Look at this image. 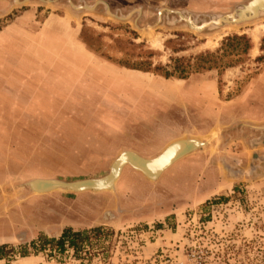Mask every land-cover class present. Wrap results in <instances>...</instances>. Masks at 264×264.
Here are the masks:
<instances>
[{
	"label": "rangeland",
	"instance_id": "374dc122",
	"mask_svg": "<svg viewBox=\"0 0 264 264\" xmlns=\"http://www.w3.org/2000/svg\"><path fill=\"white\" fill-rule=\"evenodd\" d=\"M248 1L0 0V30L17 17L22 31L19 107L0 117V232L11 236L0 264H264V14L203 30L184 19L199 25ZM51 26L76 62L63 66L58 101L40 103L43 70L26 72L41 43L29 38ZM176 58L185 78L165 76ZM179 137L210 144L155 180L123 167L111 190L27 184L99 179L121 152L152 158ZM68 228L88 231L77 248L40 241Z\"/></svg>",
	"mask_w": 264,
	"mask_h": 264
},
{
	"label": "crops",
	"instance_id": "0c3cea01",
	"mask_svg": "<svg viewBox=\"0 0 264 264\" xmlns=\"http://www.w3.org/2000/svg\"><path fill=\"white\" fill-rule=\"evenodd\" d=\"M1 15L2 14H0V16ZM16 23H17V17L15 18L14 23H9L0 30V74L4 72L3 76L4 77L7 76L6 78H3V76L2 78H0V117H2V112L11 113L10 118L14 117L13 116L14 110L18 109L19 107L17 96L20 94V92L18 94L17 86L18 84H20L21 77L20 78L16 77L17 72H19L18 70L19 67L17 64L18 50H17V40L15 38V35L16 33L19 32L21 33L22 31H21V27H17ZM53 23L56 24L55 21H53ZM40 32L44 36V39L38 40L37 36H30V38L31 37L32 38L31 39L29 38V41L31 43L33 42V45H36L37 43H41V44H38L35 51L36 53H34L38 64L36 62L32 63L34 66L28 67L26 73L32 71L33 70L32 68L35 66H37L35 68L38 69V71L43 70V72H35L36 76L34 77V78H39L38 76L40 75V73H42L41 75L43 76L41 82L39 81L37 84L34 83L36 87H39L38 91L41 93V96L43 97V99H40L42 102L40 101L39 102L43 103L47 101L48 102L58 101L56 99L51 100L49 97L54 94L56 95L60 94V91L57 88L63 86L60 84L61 82L60 75L64 72L63 66L67 64L66 60L68 59L70 60L72 58H73L72 60H74L73 62L75 66L76 57L75 56L71 57L68 53L70 57H68L67 59L66 55L62 54V52L64 51H62L61 48L63 47L64 43L67 42L66 39L67 36L66 35L63 36V34L60 35L58 29L53 28L51 26V28H46V29L43 28L42 30H40ZM64 32L69 33V31H64ZM49 34H51L52 36L49 37ZM56 46L58 47V53H56L54 50V47ZM78 50H79L78 53L81 55L82 53L81 49L79 48ZM49 58H52L54 62L52 63L50 60H48ZM70 69L72 68L69 67L68 70ZM47 70H52V71L46 72ZM51 77L53 78L57 77L59 83L55 84V83H51V80H47L48 78ZM34 78H27L24 82L27 84L30 83V85H32L33 82L37 80ZM2 87H9L10 90L9 89L3 90L1 89ZM11 97H13L14 99L12 100ZM125 167L130 168V166H125ZM81 204L83 203L81 202ZM6 239L7 240L5 241L2 240L1 232H0V246L3 243L10 242L11 236L6 237Z\"/></svg>",
	"mask_w": 264,
	"mask_h": 264
},
{
	"label": "bare ground",
	"instance_id": "6f19581e",
	"mask_svg": "<svg viewBox=\"0 0 264 264\" xmlns=\"http://www.w3.org/2000/svg\"><path fill=\"white\" fill-rule=\"evenodd\" d=\"M261 7L264 8V0H250L244 6L235 9L231 13L222 14V16L225 15L224 19H226L227 17H234L236 19H237V17H252V16L256 17L259 11H262V10L264 11V9ZM219 16H221V15H219ZM212 18H215V17H212ZM216 19H219V18H216ZM206 23H207V21L203 22L201 25H204ZM191 24H193V23H191ZM201 25H197V27L200 28ZM230 25H235V24L234 23L233 24H224L223 26H230ZM256 39H257V35H255V40ZM253 53H256V48L253 49ZM204 142L205 141H201V140H199V138L195 139L194 137L193 138L192 137H189V138L184 137V138L176 139V140L170 141L161 150V152L159 154H157L156 156H154L152 158H143V157H140V156L134 154L133 152L123 151L117 156V158H115L112 161L109 174L106 177L104 176L102 178H99L98 182L100 184H102L103 187H98V189H99L98 191H104V190H107V189L113 187L114 183L116 182L117 178L119 177V174L121 173V170L123 169V167H125L127 165L136 171H138V169H136L138 167L141 170L140 174H142L146 178H149V180L153 177L152 175H154L156 173L159 176L160 173L165 171V168L167 166H169L171 163H173V161H175V159L177 160V157L178 158L182 157L183 155H185V154H183L185 152H187V153L191 152V151H189L190 147L192 148V150H194L200 144H204ZM127 152H129V153H127ZM149 159H150V161H145V160H149ZM127 162L131 163L132 166L130 164H128ZM37 180H39V179H37ZM90 180H93V179H90ZM57 181H59V180L36 181L35 185L34 184H32V185L30 184V185L32 186L33 190L38 192V191L44 189L43 187L45 186L44 185L45 182H49L53 186V185H57ZM86 181H87V179L82 180V182L73 181V182H75V183H73V187L78 188V187H80V183H82V186H86L85 188H88L89 186L86 183ZM108 181H110L109 184H111V187L108 186L109 188L105 187V186H107L106 184ZM86 190H89V189H86ZM86 190H84V191H86Z\"/></svg>",
	"mask_w": 264,
	"mask_h": 264
},
{
	"label": "water",
	"instance_id": "95a60500",
	"mask_svg": "<svg viewBox=\"0 0 264 264\" xmlns=\"http://www.w3.org/2000/svg\"><path fill=\"white\" fill-rule=\"evenodd\" d=\"M19 1V0H18ZM46 1H49V0H46ZM105 7H106V4L104 3V2H101ZM245 4H242V5H239L237 8H239V7H242V6H244ZM95 6V4H90L89 6H85L86 8H93ZM107 8V7H106ZM236 8V9H237ZM261 8H263V7H261ZM264 9V8H263ZM259 11V10H258ZM252 14V13H251ZM259 14H264V11L262 10V11H259L258 12V14H257V16L259 15ZM221 16H219V15H214V16H211L210 18H209V20H215L216 18H219V19H216L215 21H216V24H219V25H224V24H229V23H232V22H241V21H243V20H245V19H249V18H251V17H237V19L236 18H234V17H227L226 19H224V16H222V14H220ZM219 16V17H218ZM212 17H215V18H212ZM253 17V16H252ZM212 18V19H211ZM233 18V19H232ZM188 22H190V21H188ZM191 23H194V22H192L191 21ZM190 23V24H191ZM193 25V24H192ZM203 144H200L198 147H200V146H202ZM195 150V149H194ZM189 151H193L192 150V148L190 147V150ZM127 153H129V152H127ZM187 152H185V153H183V154H186ZM177 159H178V157H177ZM145 161H150V159L149 160H145ZM175 161H176V159H175ZM175 161H173V163L175 162ZM128 164H130L131 166H132V164L131 163H129V162H127ZM173 163H171V164H173ZM112 164V163H111ZM170 164V165H171ZM169 165V166H170ZM169 166H167L166 168H165V170L169 167ZM136 168V167H135ZM136 169H138V171L140 172L141 170L137 167ZM157 174V173H156ZM156 174H154V175H152L153 177L150 179V180H155L157 177H158V174L156 175ZM161 174V173H160ZM106 177V176H105ZM149 179V178H148ZM47 180H53V179H39V180H37V179H33V180H30L27 184H28V186H29V188L34 192V193H45V192H47V191H51V190H55V189H62V190H67V191H72V192H80V191H84V190H86V189H89V190H93V191H98L99 189H98V187H103V185L102 184H100L98 181H99V179H93V180H87L86 181V183L88 184V188H85L86 186H82V183H80V187H78V188H75V187H73V183H75V182H82V180L81 181H75V182H64V181H61V180H59V181H57V185H51L49 182H45V186L43 187L44 189L43 190H40V191H35V190H33L32 189V184H34L35 185V183H36V181H47ZM57 180V179H56ZM84 182V181H83ZM109 182L110 181H108L107 182V186H105V187H108V186H110L111 187V184H109ZM31 184V185H30ZM115 184V183H114ZM70 185V186H69ZM109 188V187H108ZM111 189H113V187H111V188H109V189H107V190H111Z\"/></svg>",
	"mask_w": 264,
	"mask_h": 264
},
{
	"label": "trees",
	"instance_id": "16d2710c",
	"mask_svg": "<svg viewBox=\"0 0 264 264\" xmlns=\"http://www.w3.org/2000/svg\"><path fill=\"white\" fill-rule=\"evenodd\" d=\"M237 41H240L241 38H236ZM245 45L244 47L242 48L241 52L244 53L246 52L249 48H250V43L248 40H245ZM239 44V42H237L236 46ZM240 52V51H239ZM180 59L179 58H176L175 59V64L172 68L171 71L169 72H165V76L168 77V76H173V75H176L178 78H185L187 73L185 74V72L187 71V68L186 66L182 65V64H178L177 62H179ZM207 67H210L207 66ZM97 231V230H95ZM87 230L86 231H76V232H73L71 229H65L62 234L58 237V238H52V239H46V238H41V242L42 243H45L47 241L49 242H54L58 245V247L61 249L65 240H69V245L73 248H77V244H78V240H80L81 238H83V236H85L87 234ZM35 242H31V245H34ZM2 249L0 248V251Z\"/></svg>",
	"mask_w": 264,
	"mask_h": 264
},
{
	"label": "flooded vegetation",
	"instance_id": "af4514ba",
	"mask_svg": "<svg viewBox=\"0 0 264 264\" xmlns=\"http://www.w3.org/2000/svg\"><path fill=\"white\" fill-rule=\"evenodd\" d=\"M249 1H250V0H249ZM249 1H248V2H249ZM238 6H239V5H238ZM238 6H237V7H238ZM235 9H236V8H235ZM235 9H234V10H235ZM134 11H137V9L134 10ZM180 15L183 16L182 14H180ZM260 15H261V14H259V15L256 16V17H251V18H249V19L247 18V19H245V20H243V21H241V22H232V23H229V24H233V23H234V24L238 25V24H240V23H242V22L252 21L253 19L258 18ZM182 18H183V17H182ZM184 19H185L187 22L190 21V20H188V19L185 18V17H184ZM190 22H191V21H190ZM190 22H188V23H190ZM194 24H195V23H194ZM201 24H202V23H201ZM201 24H199V25H201ZM191 25H192V24H191ZM197 25H198V24H196V25H192V26H194L193 29H195V30H203V29H205V28H207V27H223V25L216 24V21H215V20H208L207 23L204 24V25H201L200 28H198ZM206 144H208V143H207V142H204V144H203L204 146H203V145H202V146H203V147H207V146H209L210 143H209L208 145H206ZM205 145H206V146H205ZM200 147H201V146H200ZM196 148H197V147H196ZM89 180H90V179H89ZM78 181H81V180H78ZM63 231H64V229H63ZM63 231H62V232H63ZM62 232H61V234H62ZM2 245H3V244H2Z\"/></svg>",
	"mask_w": 264,
	"mask_h": 264
}]
</instances>
